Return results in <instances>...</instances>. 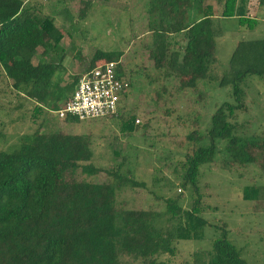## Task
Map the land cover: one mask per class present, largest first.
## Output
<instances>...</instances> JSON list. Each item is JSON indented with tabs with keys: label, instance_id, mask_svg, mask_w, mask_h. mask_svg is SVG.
Listing matches in <instances>:
<instances>
[{
	"label": "trees",
	"instance_id": "16d2710c",
	"mask_svg": "<svg viewBox=\"0 0 264 264\" xmlns=\"http://www.w3.org/2000/svg\"><path fill=\"white\" fill-rule=\"evenodd\" d=\"M85 5L89 8L91 3ZM260 5L264 7V0ZM248 8L249 0H148L152 36L146 48L158 77L194 78L198 102L208 97L207 91L197 89L200 83L218 82L230 88L233 98L220 103L203 128L198 119L189 120L192 129L180 145L186 153L178 161L182 168L178 180L185 190L192 187L194 207L186 210L180 198L165 199L152 192L167 205L161 213L119 207L120 192L148 189L126 168V157L114 169L104 167L88 136L51 130L47 124L51 115L59 119L55 113L74 95L80 79L108 62L120 63L119 73L127 79L125 108L135 85L121 61L124 53L98 50L86 74L67 82L59 73L65 58L58 64L46 60L64 39L55 19L26 9L22 0H0V71L12 80L13 90L35 104L34 117L43 113L46 118L34 132L21 136L14 150L0 151V264H122L125 259L165 264L158 259L175 257L177 242L203 237L208 224L201 217L198 180L201 167L216 163L218 154L224 155L222 166L230 172L258 168L259 182L244 187L242 194L245 201H264V130L248 138L243 135V129L249 131L252 115L253 86L248 88L247 82L264 85V39L240 42L229 68L221 75L215 70L217 40L224 35L221 21L238 19L240 26L254 29L259 17H251ZM177 37L180 41L174 42ZM40 48L42 55H38ZM124 113L118 120L122 131L132 136L140 129L137 117L124 121ZM65 121L80 123L76 118ZM103 174L106 182L94 179ZM157 182L153 181L155 189L160 188ZM175 183L161 188H174ZM192 262L246 264L227 230L213 242L212 251L195 253Z\"/></svg>",
	"mask_w": 264,
	"mask_h": 264
},
{
	"label": "rangeland",
	"instance_id": "374dc122",
	"mask_svg": "<svg viewBox=\"0 0 264 264\" xmlns=\"http://www.w3.org/2000/svg\"><path fill=\"white\" fill-rule=\"evenodd\" d=\"M23 1H28L26 9L33 8L40 17L55 19L59 29L64 32L65 39L60 51L52 54L60 59L65 58L64 66L69 71L65 81L73 82L76 77L85 75L96 52L102 50L124 53L121 61L127 78L135 85L125 108L121 110L125 112L124 121L134 114L137 117L136 125L140 129L132 136L122 131V121L118 120L120 115L114 119L80 123H67L51 115L47 122L53 127L51 130L88 136L95 145L97 161L109 169L120 165L122 157L127 158L126 168L132 169L134 176L144 181L148 189L127 188L120 192L119 207L165 212V201L150 194L155 192L165 199L180 198L186 210L193 209L195 196L192 187L185 190L178 180L182 174L178 161L183 160L186 153L180 145L192 129L189 120L198 119L200 128H203L202 124L207 123L220 103L233 100L228 94L230 88H222L218 82L208 86L200 83L197 89L201 93L207 91L208 97L198 102L194 78L181 80L172 77L166 80L158 77L146 48L152 36L147 13L148 0ZM85 3H91V6L88 8ZM251 9L252 17H259L254 29L240 26L238 19L221 21L224 35L217 40L218 63L215 66L219 75L229 68L240 42L264 39V7H261L260 0H252ZM85 10L86 15L82 18ZM216 15L219 17L221 13L216 12ZM173 40L179 42L180 37ZM40 51L43 52V49ZM34 62L39 63V58ZM250 81L247 85L248 88L253 86V98L249 100L252 115L248 117L249 131L243 129V135L247 138L264 130V85L261 87L258 82ZM0 83V151H12L18 146L21 136L38 129L45 115L42 113L38 118L34 117L35 104L11 88L13 82L2 69ZM144 126L147 129L144 130ZM223 158L224 155L218 154L216 163L201 167L198 180L201 207L204 208L201 217L208 224L203 237L177 242V255L172 258L163 256L158 259L161 262L193 264V255L212 251L213 242L221 238L223 230H227L228 239L240 250L246 264H264V201H245L242 194L244 187L259 182L260 172L258 168H251L247 172H230L223 168ZM94 179L107 181L104 174ZM155 180L160 188H154ZM174 180L178 182L174 188H161ZM122 264L139 262L125 259Z\"/></svg>",
	"mask_w": 264,
	"mask_h": 264
},
{
	"label": "built area",
	"instance_id": "2783aa9c",
	"mask_svg": "<svg viewBox=\"0 0 264 264\" xmlns=\"http://www.w3.org/2000/svg\"><path fill=\"white\" fill-rule=\"evenodd\" d=\"M119 69L120 63L108 62L87 73L74 95L55 114L61 120L76 118L80 122L118 117L129 92L127 79Z\"/></svg>",
	"mask_w": 264,
	"mask_h": 264
},
{
	"label": "crops",
	"instance_id": "0c3cea01",
	"mask_svg": "<svg viewBox=\"0 0 264 264\" xmlns=\"http://www.w3.org/2000/svg\"><path fill=\"white\" fill-rule=\"evenodd\" d=\"M23 1V0H22ZM25 2V5H26V3L28 2V1H24ZM31 2V1H30ZM251 2H252V0H249V8H248V11H249V15H251V12H252V9H251ZM253 15V14H252ZM252 15H251V17H252ZM255 15V14H254ZM62 31V30H61ZM62 33H63V35H64V32L62 31ZM64 39H65V37H64ZM64 39L62 40V42L64 41ZM60 47H62V43H61V46ZM41 49H43V48H40L39 50H38V55H42L43 54V52H44V49H43V52H41L40 50ZM58 51H60L59 49L57 50V52ZM49 63H53V64H58L59 62H60V58L59 57H57V55H54V54H51V56L49 57V58H47L46 59ZM65 60V59H64ZM40 61V60H39ZM34 64L35 65H38V62H34ZM63 66H64V62H63ZM59 73L60 74H62L63 75V79L65 78L66 80H67V76H68V73H69V71L67 72L66 71V68H65V66L64 67H62L61 69H60V71H59ZM59 73H58V75H57V77H59ZM67 75V76H66ZM64 79V80H65Z\"/></svg>",
	"mask_w": 264,
	"mask_h": 264
}]
</instances>
